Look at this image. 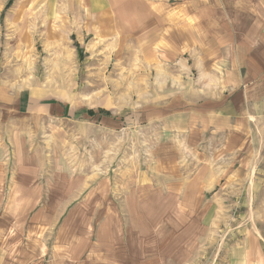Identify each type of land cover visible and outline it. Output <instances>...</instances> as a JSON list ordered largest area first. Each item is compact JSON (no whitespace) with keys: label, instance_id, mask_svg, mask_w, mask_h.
Here are the masks:
<instances>
[{"label":"rangeland","instance_id":"obj_1","mask_svg":"<svg viewBox=\"0 0 264 264\" xmlns=\"http://www.w3.org/2000/svg\"><path fill=\"white\" fill-rule=\"evenodd\" d=\"M4 1L0 264H225L264 227V125L229 114L264 0Z\"/></svg>","mask_w":264,"mask_h":264},{"label":"crops","instance_id":"obj_2","mask_svg":"<svg viewBox=\"0 0 264 264\" xmlns=\"http://www.w3.org/2000/svg\"><path fill=\"white\" fill-rule=\"evenodd\" d=\"M29 1V3L27 2ZM32 1H34L32 3ZM86 1V2H85ZM19 2H27L28 6H41L42 0H19ZM3 0H0V10L4 7ZM128 3L118 2L114 4H108L107 0H75L69 3L71 6L76 7H88L89 15H96L95 19H100L101 15L105 13L107 5L125 6ZM101 8V9H100ZM118 14V13H117ZM104 15V14H103ZM262 38L264 40V28L262 29ZM255 43V52H251L249 55H253V59H247L245 61L246 72H248L249 81L245 83L249 84L244 90L238 91L232 103V107H229L231 115H236L238 112H242L244 122L248 119H258L260 126L264 125V41L259 40L258 44ZM255 66V67H254ZM242 106V107H240ZM64 113H67L64 108ZM224 114H228L227 112ZM250 122V121H249ZM262 130L263 127H260ZM261 183H264V179H260ZM262 190L264 191V184H262ZM256 215H262L261 221L264 222V206L255 207ZM243 238L240 243L232 246L225 257V264H264V227L256 225L242 231ZM183 243L179 244L176 252H172L169 255L162 256H150L145 260L146 264H175L184 261V248ZM187 248V246L185 247ZM140 264L139 257L135 255L124 256V258H116L115 264Z\"/></svg>","mask_w":264,"mask_h":264},{"label":"trees","instance_id":"obj_3","mask_svg":"<svg viewBox=\"0 0 264 264\" xmlns=\"http://www.w3.org/2000/svg\"><path fill=\"white\" fill-rule=\"evenodd\" d=\"M100 113H101V114L110 115V113L107 112V111H105V110H100ZM86 114H87V115H90V116H94L95 112H93V111H89V112H87Z\"/></svg>","mask_w":264,"mask_h":264}]
</instances>
